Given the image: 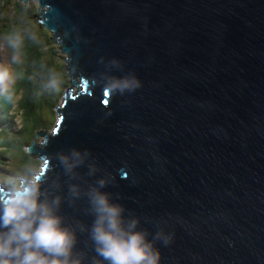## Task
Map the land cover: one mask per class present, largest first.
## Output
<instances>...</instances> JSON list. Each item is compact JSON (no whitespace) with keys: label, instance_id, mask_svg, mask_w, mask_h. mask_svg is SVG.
Returning <instances> with one entry per match:
<instances>
[{"label":"water","instance_id":"95a60500","mask_svg":"<svg viewBox=\"0 0 264 264\" xmlns=\"http://www.w3.org/2000/svg\"><path fill=\"white\" fill-rule=\"evenodd\" d=\"M36 1L81 76L60 130L28 153L43 159L39 198L59 197L74 258L106 264L89 236L99 190L159 264H264V0ZM131 76L134 91L108 89Z\"/></svg>","mask_w":264,"mask_h":264},{"label":"clouds","instance_id":"9594fccd","mask_svg":"<svg viewBox=\"0 0 264 264\" xmlns=\"http://www.w3.org/2000/svg\"><path fill=\"white\" fill-rule=\"evenodd\" d=\"M44 11H47V6ZM39 20V23L42 22ZM46 28L50 30H47L48 33L56 35L57 41L60 40L54 30ZM2 39L3 46L10 50V59L0 47V96L12 102L13 89L21 74L11 71L9 66L23 62L25 41H35V36L14 30ZM77 77L80 80V76L74 77L70 74L71 80L75 81ZM59 85L58 74L49 69L42 89L55 92L58 91ZM107 87L112 92H130L140 87V82L134 76L123 77L114 79ZM67 88L60 107L64 106L66 97H79L80 90L77 86L76 91ZM58 120L61 121V118ZM46 132L48 131H42ZM38 139L41 144L40 137L34 140L35 143H38ZM29 146L26 148L29 149ZM61 162L70 171L82 160L80 153L74 150L71 158L61 157ZM36 176L35 170L30 168L23 175L12 179L8 187L0 179L8 193L7 198H0V264H82L83 257L77 254L74 258L73 254L76 243L74 231L62 226V218L57 215L59 197L51 202L41 200L39 178ZM98 183L103 187L105 181L100 180ZM72 191L75 194V188ZM89 200L95 215L89 236L96 254L106 264H159L160 254L153 241L147 238L145 231L137 229L136 220L125 221L122 207L112 203L108 194L93 190L89 193ZM161 238L159 234L156 236V239ZM162 239L164 243H168L170 238Z\"/></svg>","mask_w":264,"mask_h":264},{"label":"trees","instance_id":"16d2710c","mask_svg":"<svg viewBox=\"0 0 264 264\" xmlns=\"http://www.w3.org/2000/svg\"><path fill=\"white\" fill-rule=\"evenodd\" d=\"M28 4H34V2L31 1L25 5L19 1L0 0V18H6L4 19L6 22L8 19L6 8L8 5H13V9L23 18L19 22L21 24L17 21L16 25H21L20 29L23 32L35 36V41L27 39L25 41L27 47H24L25 50H23V62L19 65L10 64L9 66L11 71L21 74L13 89V101L9 102L0 96V179L6 187L12 179L23 175L28 169H34L35 172L39 170L40 161L30 157L24 147L31 145L37 139L38 131L43 128L49 131L50 126L61 118V115L57 118L56 107L59 100L64 97L70 82L66 76L65 65L56 58L55 49L51 47L52 41L57 40L56 35L48 33L49 29L45 27L44 21L39 23L33 22L34 19L27 20L28 13L31 17L33 14ZM7 26L12 27L11 25ZM0 30H7L3 32L8 33L9 28L1 27ZM59 38L62 42L63 37ZM49 45L50 48L47 52L46 49ZM1 46H3V42H1ZM3 51L4 55L10 59V50H4L3 47ZM68 59L70 61L69 55ZM49 69L54 70L59 76L58 91L49 92L42 89L43 80ZM49 112L52 119L51 116L45 117ZM9 146L14 148L16 153L9 152Z\"/></svg>","mask_w":264,"mask_h":264},{"label":"rangeland","instance_id":"374dc122","mask_svg":"<svg viewBox=\"0 0 264 264\" xmlns=\"http://www.w3.org/2000/svg\"><path fill=\"white\" fill-rule=\"evenodd\" d=\"M14 2H15V0H13ZM34 2V4H28V6H30V8L32 9V11H33V14H32V17H31V15H30V13H28V18H27V20H33V22H35V20H38L39 19V14H41V16L42 17H40L41 19H43L44 17H43V12H44V9H45V6L43 7H40L39 5H40V3L38 2V1H36V0H34L33 1ZM21 3V2H20ZM28 3V2H27ZM27 3H23V4H27ZM39 12H41V13H39ZM6 16H7V21L5 22L4 21V19H6V18H0V28L1 27H8L9 28V30H8V33H10V32H12V31H14V30H18V31H21V32H23L21 29H20V26H17L16 25V22L18 21V23L19 22H21V20H23V18H22V16H21V14H19L18 12H16V11H14V9H13V5H8V7L6 8ZM19 24H21V23H19ZM7 25H11L12 27H10V26H7ZM3 31H7V30H0V44H1V42H3V36L4 35H6V34H8V33H5V32H3ZM52 45H51V47H54V49H55V52H56V58L60 61V62H62V64L63 65H65L64 66V68H65V72H66V76L68 77V80L70 81L71 80V78H70V69H71V62L69 61V59H68V54L64 51V46H63V44H64V40H63V42H59V41H52ZM0 47H4V46H1L0 45ZM25 47H27V44H25ZM49 48H50V45L48 46V48L46 49V51L48 52L49 51ZM4 50H8L6 47H4ZM23 50H25V48L23 49ZM0 51L2 52V50L0 49ZM47 54V53H46ZM81 77V76H80ZM77 80L78 81H80L79 80V77H77ZM73 79L69 82V86H68V88H70L72 91H76V88H75V84H73ZM67 88V89H68ZM62 101H63V98H61L60 100H59V102H58V106L56 107V115L58 114V115H61L60 114V112H59V110H61V109H63V107L64 106H62V107H60V105L62 104ZM48 116H51V113L49 112V113H47L46 115H45V117L47 118ZM51 119L53 118L52 116L50 117ZM57 118H58V116H57ZM60 121L59 120H57V121H55V123H54V125H52V126H50V129H49V131L48 132H46V133H48V134H52V135H54L56 132H58L59 130H60ZM42 131H45V128H43V130H40L39 132L40 133H42ZM40 138H43V137H40ZM36 145L37 146H39L40 148H42V146H41V144H40V140L38 139V143H36ZM11 146V145H10ZM9 146V147H10ZM18 146H20V145H18ZM24 149H26L27 150V152L29 153V151H28V148H26V147H24ZM8 151L9 152H15L16 153V151H15V149L14 148H12V147H10V148H8ZM0 152H1V148H0ZM15 156H17V155H15ZM39 161H40V168H39V170L40 169H42V165H44L43 164V159H38Z\"/></svg>","mask_w":264,"mask_h":264},{"label":"bare ground","instance_id":"6f19581e","mask_svg":"<svg viewBox=\"0 0 264 264\" xmlns=\"http://www.w3.org/2000/svg\"><path fill=\"white\" fill-rule=\"evenodd\" d=\"M61 123H62V122L60 121V124H59L60 127H61ZM26 151H27V150H26ZM28 151H29V153L31 152V150H29V149H28ZM43 171H44V168H43V165H42V169L40 170V173H43Z\"/></svg>","mask_w":264,"mask_h":264}]
</instances>
